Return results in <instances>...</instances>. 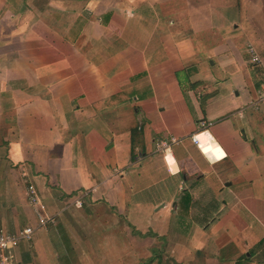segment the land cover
Returning <instances> with one entry per match:
<instances>
[{
    "label": "crops",
    "instance_id": "1",
    "mask_svg": "<svg viewBox=\"0 0 264 264\" xmlns=\"http://www.w3.org/2000/svg\"><path fill=\"white\" fill-rule=\"evenodd\" d=\"M263 91L264 0H0V232L36 228L15 263L61 264L31 182L52 216L172 225L175 264H264Z\"/></svg>",
    "mask_w": 264,
    "mask_h": 264
},
{
    "label": "rangeland",
    "instance_id": "2",
    "mask_svg": "<svg viewBox=\"0 0 264 264\" xmlns=\"http://www.w3.org/2000/svg\"><path fill=\"white\" fill-rule=\"evenodd\" d=\"M90 210L92 211L91 214H87L83 204L74 205L66 212H62L60 216H54V221L46 226L52 238L50 245L46 246L47 251L53 250L54 253H62L58 260L61 264H73V262L76 264L92 262L93 264H109L112 263L110 258L112 252H124L125 249L128 250L130 247L134 258L132 260L128 257L127 259L125 257L117 258L115 264H130L131 261L133 264H140L148 261L149 258L146 259L144 256L148 255V251L151 249L163 252L166 255V257L161 256V262L157 264H175L166 254V251L174 245L171 243L174 238V230L171 224V233L165 234L162 239L163 243L160 242L158 246V242H152L149 239L152 236H140L137 233L138 230L135 231V228L130 230L122 221L117 222L118 219L116 221L110 220V218H114L113 211L102 207L98 213L99 217L96 218L93 215L92 207H90ZM158 214L159 212L155 214L152 220L144 221L145 225L136 228L164 231V223H161L164 222L163 215ZM176 228L180 235L181 232L192 229L183 226ZM153 261L155 260H151L149 264ZM14 264H16L15 261Z\"/></svg>",
    "mask_w": 264,
    "mask_h": 264
},
{
    "label": "built area",
    "instance_id": "3",
    "mask_svg": "<svg viewBox=\"0 0 264 264\" xmlns=\"http://www.w3.org/2000/svg\"><path fill=\"white\" fill-rule=\"evenodd\" d=\"M248 51L251 54V59L254 62H258L259 57L255 53L252 46H248ZM261 97L264 98V91L261 93ZM206 124L201 123V125ZM196 136L197 135H192L191 140L195 144H198ZM174 141L175 139L171 140V142ZM168 146L169 144L165 142H162L160 145L164 153L168 150ZM25 192L27 201L34 211L38 227H46L49 223H52L54 221V216L47 212L46 206L41 201L34 184L29 182L26 185ZM75 205L79 206V201L75 202ZM35 229L36 228L33 226H25L14 233L0 232V264H14V249L21 241H29L34 234Z\"/></svg>",
    "mask_w": 264,
    "mask_h": 264
},
{
    "label": "trees",
    "instance_id": "4",
    "mask_svg": "<svg viewBox=\"0 0 264 264\" xmlns=\"http://www.w3.org/2000/svg\"><path fill=\"white\" fill-rule=\"evenodd\" d=\"M150 261H151V259H149L148 261H145L143 264H149ZM140 264H142V263H140Z\"/></svg>",
    "mask_w": 264,
    "mask_h": 264
},
{
    "label": "bare ground",
    "instance_id": "5",
    "mask_svg": "<svg viewBox=\"0 0 264 264\" xmlns=\"http://www.w3.org/2000/svg\"><path fill=\"white\" fill-rule=\"evenodd\" d=\"M169 159H170V157H169Z\"/></svg>",
    "mask_w": 264,
    "mask_h": 264
}]
</instances>
